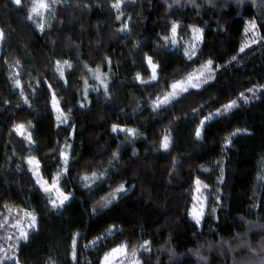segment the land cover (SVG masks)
<instances>
[{
	"label": "trees",
	"instance_id": "obj_1",
	"mask_svg": "<svg viewBox=\"0 0 264 264\" xmlns=\"http://www.w3.org/2000/svg\"><path fill=\"white\" fill-rule=\"evenodd\" d=\"M115 2L61 0L54 15L46 14L42 34L26 20L31 0H22L19 7L12 0H0V29L6 37L0 46V212L8 203L38 217V231L20 246V264H73L71 241L76 233L80 234L78 264H100L103 254L120 242L130 240L135 245L142 239L152 241L151 252L140 255L143 264H261L264 227L246 221L264 225V206L252 208L254 201L257 205L264 202V181L259 179L264 160V93L256 99L248 91L264 85V41L239 54L240 65L228 64V59L238 53H233V46L244 39L243 32L241 36L235 32V23L242 20L243 29L250 19L264 24V0H243L242 4L236 0H212L211 4L208 0H195V4L180 0L172 8L164 0H124L122 20L132 17L128 34L117 31L122 20L116 19L117 12L111 7ZM173 21L179 23L183 39L179 46L164 47L159 37L168 34ZM189 25L205 30L197 60L203 63L213 58L227 67L216 73V81L202 95L181 97L179 102L153 111L152 101L163 96L171 82L200 67L183 56V41L191 35ZM136 44L139 47H134ZM145 53L161 66L158 85H142L134 79L136 72L145 80L149 77ZM105 57L112 60L111 70ZM56 60L73 65L65 67L67 85L55 72ZM97 66L106 74L109 93L106 96L102 87L99 92L89 88L90 103L81 108L82 78L98 86L88 71ZM17 71L31 107L24 103L21 88L9 79ZM44 80L53 85L60 106L75 126L74 137L69 136L67 125L57 127ZM241 92L249 97V103L240 101L239 109L211 121L204 139L197 141L194 129L198 120L193 108L208 114ZM20 123L33 133L34 146L14 131ZM113 123L136 128L141 135L125 139V133L111 132ZM236 128L247 129L248 134L235 136L232 145L222 151L223 137ZM165 133L174 145L169 152L158 150ZM66 137L72 145L71 160L61 184L72 199L62 209H53L35 185L25 158L35 155L45 177L55 174L61 162L53 149L62 148ZM116 151L118 162L112 160ZM172 157L178 161L175 171ZM110 160L114 167H109ZM217 160L222 163L217 165ZM201 165L213 171L203 172ZM221 167L223 184L217 182ZM101 169H107L104 182L85 188L81 177L92 171L99 174ZM196 176L213 190L208 211L215 189L222 201L215 214L218 219L206 214L201 228L186 210L191 205L189 182ZM113 181L126 182L129 191L93 215V206L98 207L97 201L110 190L109 185L116 186ZM113 224L117 230L106 236ZM97 236L105 238L91 245ZM221 239L231 247L221 245Z\"/></svg>",
	"mask_w": 264,
	"mask_h": 264
},
{
	"label": "snow or ice",
	"instance_id": "obj_2",
	"mask_svg": "<svg viewBox=\"0 0 264 264\" xmlns=\"http://www.w3.org/2000/svg\"><path fill=\"white\" fill-rule=\"evenodd\" d=\"M132 2V0H130ZM165 4L168 5V8H172L173 5L180 4V0H172V3L169 4L168 0H164ZM195 4V0H191ZM238 4H242L243 0H236ZM12 3L19 6H22V0H12ZM61 3V0H31V7L28 10L26 20L32 21L35 24V27L43 34L46 24V14L55 13V6ZM208 3L211 4L212 0H208ZM255 3V0H253ZM124 0H116L115 3L111 5L113 9L116 10L117 20H122L124 17V12L122 11V6ZM199 7V5H196ZM132 17L129 15L125 20H122L121 27L117 29L118 32L128 34L131 32L128 21ZM51 27V25H48ZM191 29V35L188 40L183 41V56L191 63H200L197 60V55L201 50L202 45L205 40V30L202 27L195 25L188 26ZM264 28V24H258L256 19H250L245 22L243 29L244 39L241 42L238 53L232 55L228 59V64L235 62L236 65H240L242 57L239 54L245 53L246 49L252 47V45L261 44L264 41V32H261L260 29ZM180 25L179 23L173 21L171 23L170 29L167 30L168 34L161 35L159 39L163 42L164 47L169 45L179 46L183 37L180 34ZM251 34V35H249ZM5 32L3 29H0V46L3 45L5 41ZM54 43V42H53ZM160 47L161 45H157ZM134 47H139V44L134 45ZM106 64L111 70L112 60L110 57H105ZM144 61L147 64V70L149 71V77L147 80L141 75L140 72H136L134 79L140 84H156L160 79V65L155 62L152 55L144 54ZM19 60L16 61V64L19 65ZM65 67L71 69L73 67L72 63L68 60L61 62L60 60L55 61V72L58 74V78L64 82L65 85L68 84V79L65 76ZM87 67V65H85ZM227 67V65L216 64L213 58H208L203 63H200V67L195 70L188 72L183 78L177 79L171 82L167 87L168 91L164 93L163 96H157L154 101H152V109L156 111L161 108V106L168 107L172 105L173 102H179L181 97L185 99L189 96L202 95L203 92L207 91L208 88L212 86V82L216 81V73L222 68ZM11 70V69H10ZM88 71L92 74L93 79L98 81L99 85L102 86L105 95L109 93V86L106 82V74L102 73L99 66L95 69L88 68ZM21 73L19 71L14 73V76H10L9 79L13 81V84L16 88H21L20 95L24 99V103L31 107L29 99L27 96H24L23 86L20 80ZM84 79V88H83V99L79 101V106L81 108L85 107V103H90L88 101V90L91 88L92 91L99 92L100 87L95 85H90L86 78ZM41 81H38L40 83ZM47 85V88L51 96V107L56 113L55 119L57 121V127L61 125H67L69 128V136H75V126L70 123L69 116L65 114V110L60 106L59 99L56 95L53 85L48 83L46 80L42 81ZM207 86V87H206ZM252 92L253 96L256 99L261 97L257 95V92H264V85H259L258 89H248ZM35 92V89H33ZM242 101L244 104L249 103V97H247L243 92L239 94L236 99H229L227 102L218 106L214 112L210 111L208 114H204L198 108H193V113L196 114L198 124L194 129V136L197 141L204 139V134L206 132L207 125L218 118H225L229 113H233L235 110L239 109ZM7 103V102H6ZM20 105H17L19 107ZM71 109H68L70 112ZM14 131L22 138V140L27 141L30 146L35 145V140L33 139V133L27 131L25 124H17L14 128ZM112 133H125V139L131 137L132 140H135L141 135L140 131L136 128H129L127 126H121L120 124L113 123L111 125ZM11 134V133H10ZM248 134L247 129L236 128L234 131L223 137L222 141V151L228 149L233 142V138L237 135ZM61 141H57V144H60ZM173 141L170 134H163L162 139L159 144L158 150H163L164 152H169L173 148ZM71 149L72 145L68 143V137L63 141V147L58 149H53L58 153V157L61 162L59 170L55 174H49L45 177V174L42 171L43 165L41 161L35 155H28L25 158V162L28 165V171L31 172L32 178L35 181V185L38 187V190L45 194L47 203L51 205L53 209H62L64 205L72 199V194L66 192L62 188V177L68 174L69 164L71 160ZM133 155H136V152L133 151ZM120 159L119 151L112 153V160L118 162ZM172 168L173 171L176 170V164L178 163L175 157H172ZM112 160L109 161V167H114ZM217 165H220L222 162L220 160L215 161ZM19 170V169H18ZM201 171L211 172L213 169L206 168L201 165ZM223 167L220 168V177H218L217 182L223 184ZM107 175V169H101L99 174L97 171H92L91 175H83L81 177L84 182L83 186L85 188H92L93 184H96L97 181L100 183L104 182V179ZM259 179L264 181V160L261 162V172ZM113 187L109 185V189L106 191L105 195L100 197V200L97 201L98 207L93 206L92 212L93 215H99L104 209L109 208L114 204V202L121 199L129 191V187L126 186V182L116 183ZM190 200L191 205L187 208V214L190 219L194 222L196 227H201L205 222L206 214L211 215L212 218L218 219L215 215L217 212L218 206L222 203L219 189H215L216 196L211 207L208 211V200L212 196V191L209 184L205 183L200 176H196L190 180ZM99 186V185H97ZM134 187V185H132ZM205 190H208L207 192ZM264 206V202H261V205H257L255 201L252 204V208L256 209ZM5 211L0 212V264H20L19 250L22 243H27L29 241L30 235L38 231V217L35 212L28 209H19L14 205L5 203L3 205ZM244 217H241V220H244ZM250 226L254 227H264V225H253L251 221H246ZM117 230L116 225L113 224L109 226L106 231V236H111ZM79 233L74 234L71 241V259L73 264H78L77 258V245L79 240ZM105 237L97 236L95 237L90 244L96 245L98 242L102 241ZM151 240L142 239L140 242L133 245L130 240H125L112 247L110 250L105 252L102 256L100 264H143V261L140 258L141 253H150L151 252ZM221 245H228L231 247L230 242L221 239ZM84 247H89V244H85ZM251 247V245H249ZM264 249V243L261 245ZM254 251V250H253ZM174 254V253H173ZM197 255H199V250H197ZM201 260H204L205 257L200 256ZM261 264H264V260L261 261Z\"/></svg>",
	"mask_w": 264,
	"mask_h": 264
},
{
	"label": "rangeland",
	"instance_id": "obj_3",
	"mask_svg": "<svg viewBox=\"0 0 264 264\" xmlns=\"http://www.w3.org/2000/svg\"><path fill=\"white\" fill-rule=\"evenodd\" d=\"M234 30H235V32L238 34V35H242V32H243V21L242 20H238L236 23H235V25H234ZM239 46H240V41L238 42V43H236L234 46H233V53H237L238 52V49H239ZM98 82V81H97ZM98 86L99 87H102V86H100L99 85V83H98ZM255 89H258V87H256ZM264 92H260V91H258L257 92V95H262ZM251 95H253L252 94V92H251ZM214 112V111H213ZM206 191V190H205ZM207 192V191H206ZM202 227V226H201ZM201 227H199V228H201Z\"/></svg>",
	"mask_w": 264,
	"mask_h": 264
}]
</instances>
